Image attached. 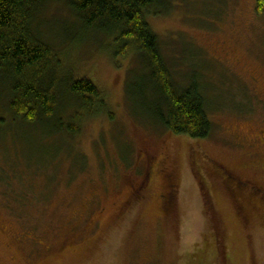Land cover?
Returning a JSON list of instances; mask_svg holds the SVG:
<instances>
[{"label": "rangeland", "instance_id": "1", "mask_svg": "<svg viewBox=\"0 0 264 264\" xmlns=\"http://www.w3.org/2000/svg\"><path fill=\"white\" fill-rule=\"evenodd\" d=\"M163 1L168 10L148 20L177 81L206 85L213 133L197 140L168 130L151 99L128 94L144 74L138 54L114 56L112 35L87 32L67 2L49 0L37 37L66 77L98 86L106 108L82 112L70 137L16 119L0 89V264H264V211L243 225L213 165L264 183V142L255 139L264 128V13L257 0ZM145 152L176 162L173 196L156 176L131 189ZM213 220L224 239L217 261L204 255Z\"/></svg>", "mask_w": 264, "mask_h": 264}, {"label": "trees", "instance_id": "2", "mask_svg": "<svg viewBox=\"0 0 264 264\" xmlns=\"http://www.w3.org/2000/svg\"><path fill=\"white\" fill-rule=\"evenodd\" d=\"M48 1L0 0V89L8 96L16 119L28 125L46 124L71 137L79 130L82 112L92 115L98 107L105 109L106 100L92 80L66 77L57 53L37 37L40 34L36 23ZM64 1L84 30L113 36L117 47L114 56L124 57L130 51L138 54L144 74L128 83V94L151 99L148 106L157 111L161 124L176 135L197 140L213 133L206 85L177 81L163 53L161 39L148 20L152 11L168 10L170 1ZM257 12L264 13V0H257ZM207 208L212 214L211 203ZM213 223L217 229H213L214 238L204 255L217 261L222 257L224 239L221 228L214 220Z\"/></svg>", "mask_w": 264, "mask_h": 264}, {"label": "flooded vegetation", "instance_id": "3", "mask_svg": "<svg viewBox=\"0 0 264 264\" xmlns=\"http://www.w3.org/2000/svg\"><path fill=\"white\" fill-rule=\"evenodd\" d=\"M255 139L264 142V128H262L260 133L255 136ZM194 152V150L190 152L192 158L190 160L196 163V155ZM211 162L214 161L211 160ZM139 163V180L136 184H131L132 190H136V192L144 191L151 184L154 176H156L162 178L164 189L167 188V193L171 192L173 196L176 190L173 180L178 172V166L176 165V162L171 161L170 155L168 156V154H164L163 158H160L159 156L150 160L149 152H145ZM214 163L213 165L215 167L217 166L216 168L221 171L219 176L223 177V179H215L213 177L216 180V184L230 192L238 219L243 225H249L250 218L257 216L261 211H264V183L255 177H245L244 179H241L229 173L223 165H216ZM192 170L191 171L196 177L198 183L201 185V191H203L202 195L205 199L210 192L208 191L209 189L207 188V185L204 184L205 175L199 167L194 166ZM257 194L260 195V197H258ZM160 196L165 202L166 194H161ZM241 211L244 212L245 216H242Z\"/></svg>", "mask_w": 264, "mask_h": 264}]
</instances>
